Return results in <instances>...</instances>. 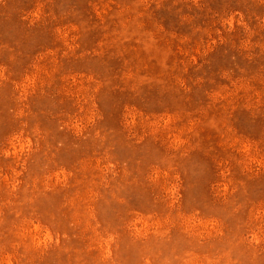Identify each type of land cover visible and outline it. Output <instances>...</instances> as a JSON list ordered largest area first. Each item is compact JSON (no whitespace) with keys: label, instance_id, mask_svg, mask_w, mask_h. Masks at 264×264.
<instances>
[{"label":"rangeland","instance_id":"374dc122","mask_svg":"<svg viewBox=\"0 0 264 264\" xmlns=\"http://www.w3.org/2000/svg\"><path fill=\"white\" fill-rule=\"evenodd\" d=\"M0 264H264V0H0Z\"/></svg>","mask_w":264,"mask_h":264}]
</instances>
